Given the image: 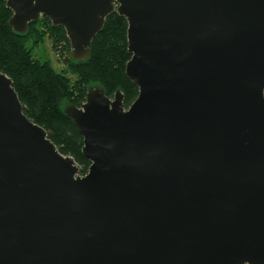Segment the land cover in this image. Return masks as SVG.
Segmentation results:
<instances>
[{
	"label": "water",
	"instance_id": "1",
	"mask_svg": "<svg viewBox=\"0 0 264 264\" xmlns=\"http://www.w3.org/2000/svg\"><path fill=\"white\" fill-rule=\"evenodd\" d=\"M44 15L85 61L128 23L124 106L93 85L64 113L86 173L0 70V264H264V0H6Z\"/></svg>",
	"mask_w": 264,
	"mask_h": 264
},
{
	"label": "trees",
	"instance_id": "2",
	"mask_svg": "<svg viewBox=\"0 0 264 264\" xmlns=\"http://www.w3.org/2000/svg\"><path fill=\"white\" fill-rule=\"evenodd\" d=\"M12 13L6 0H0V70L12 79L24 113L44 127L59 150L72 156L81 173H86L90 161L83 154V136L64 107L85 101L88 88L96 84L103 86L108 96L120 89L125 107L136 99L139 89L125 72L131 58L127 20L117 12L108 15L91 43L88 59L74 61L68 58L70 42L62 26H53L41 15L19 34L9 25ZM46 37L63 58L61 70L55 69L51 60L36 56L35 49Z\"/></svg>",
	"mask_w": 264,
	"mask_h": 264
},
{
	"label": "rangeland",
	"instance_id": "3",
	"mask_svg": "<svg viewBox=\"0 0 264 264\" xmlns=\"http://www.w3.org/2000/svg\"><path fill=\"white\" fill-rule=\"evenodd\" d=\"M35 53L36 56L40 57L42 60H51L55 69L61 70L64 68L65 63L63 58L53 50L50 38L46 37V39L35 49Z\"/></svg>",
	"mask_w": 264,
	"mask_h": 264
}]
</instances>
